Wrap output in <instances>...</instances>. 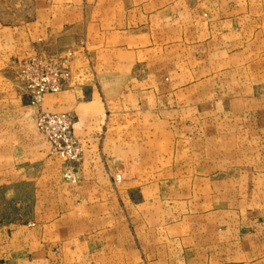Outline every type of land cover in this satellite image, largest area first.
<instances>
[{"label":"crops","instance_id":"0c3cea01","mask_svg":"<svg viewBox=\"0 0 264 264\" xmlns=\"http://www.w3.org/2000/svg\"><path fill=\"white\" fill-rule=\"evenodd\" d=\"M82 40L31 105L13 62ZM0 264H264V0H0Z\"/></svg>","mask_w":264,"mask_h":264},{"label":"built area","instance_id":"2783aa9c","mask_svg":"<svg viewBox=\"0 0 264 264\" xmlns=\"http://www.w3.org/2000/svg\"><path fill=\"white\" fill-rule=\"evenodd\" d=\"M72 53L39 54L20 63V78L25 93L32 105L43 103L45 96L61 92L71 78ZM36 124L41 135L48 141L53 155H59L68 162L82 159L83 148L74 134L75 117L70 113H49L39 111ZM67 178L77 183L76 174L69 172Z\"/></svg>","mask_w":264,"mask_h":264},{"label":"rangeland","instance_id":"374dc122","mask_svg":"<svg viewBox=\"0 0 264 264\" xmlns=\"http://www.w3.org/2000/svg\"><path fill=\"white\" fill-rule=\"evenodd\" d=\"M87 52H88L87 42L85 40L79 41L76 44V46H74V47H68V48L63 49V50H52V49H49L45 45H40L38 47H35V49L29 55H27V56H25V57H23L21 59H17V60H15L13 62V65L15 67V82H16V85H17V88H18L19 92L22 95L27 96L29 98V101H30V97L25 93L24 85H23V82L21 81V78H20V73H21V71H20L21 70L20 63H22V62H24V61H26L28 59L35 58L39 54L72 53V55H71V71H72L71 78L67 81V84L64 87V89L74 79V77H76V78L78 77L77 79H78L79 82H85L89 78V73L87 72V70H83V67H76V64L78 63V60L80 59V56L82 54L87 55ZM30 104H31V102H30ZM67 113H70V112H67ZM70 114L75 117L74 114H72V113H70ZM75 123H76V118H75ZM36 126H37V124H36ZM80 143H81V141H80ZM60 157L65 162V164H64L65 165V170L63 172V176H64L65 180L67 182L71 183V184H76V183H72L71 181H69L66 175L69 172H71L73 174H76L77 177H78V181H79L78 169H79V166H80V163H81L82 159L79 162L71 163V162H68L67 160H65V158H63L62 156H60ZM82 157H83V155H82ZM78 181H77V183H78Z\"/></svg>","mask_w":264,"mask_h":264}]
</instances>
